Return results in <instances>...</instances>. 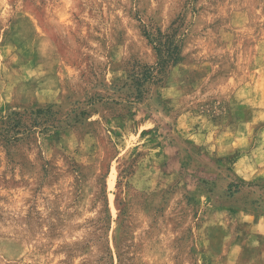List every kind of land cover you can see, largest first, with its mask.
<instances>
[{"label":"rangeland","instance_id":"obj_1","mask_svg":"<svg viewBox=\"0 0 264 264\" xmlns=\"http://www.w3.org/2000/svg\"><path fill=\"white\" fill-rule=\"evenodd\" d=\"M0 264H264V0H0Z\"/></svg>","mask_w":264,"mask_h":264},{"label":"trees","instance_id":"obj_2","mask_svg":"<svg viewBox=\"0 0 264 264\" xmlns=\"http://www.w3.org/2000/svg\"><path fill=\"white\" fill-rule=\"evenodd\" d=\"M147 41L153 46L157 60L154 66L146 69L141 78L136 79V86L140 89L143 84L160 82L159 76L165 72L168 66H174L180 60V49L174 35H162L158 37L146 33Z\"/></svg>","mask_w":264,"mask_h":264}]
</instances>
